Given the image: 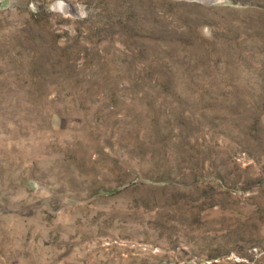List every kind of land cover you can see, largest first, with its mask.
<instances>
[{
    "label": "rangeland",
    "instance_id": "obj_1",
    "mask_svg": "<svg viewBox=\"0 0 264 264\" xmlns=\"http://www.w3.org/2000/svg\"><path fill=\"white\" fill-rule=\"evenodd\" d=\"M0 264H264V0H0Z\"/></svg>",
    "mask_w": 264,
    "mask_h": 264
}]
</instances>
